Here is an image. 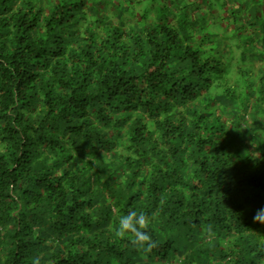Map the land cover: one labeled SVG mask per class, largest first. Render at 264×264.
Here are the masks:
<instances>
[{"label": "trees", "instance_id": "trees-1", "mask_svg": "<svg viewBox=\"0 0 264 264\" xmlns=\"http://www.w3.org/2000/svg\"><path fill=\"white\" fill-rule=\"evenodd\" d=\"M262 208L264 0H0V264H264Z\"/></svg>", "mask_w": 264, "mask_h": 264}, {"label": "clouds", "instance_id": "clouds-1", "mask_svg": "<svg viewBox=\"0 0 264 264\" xmlns=\"http://www.w3.org/2000/svg\"><path fill=\"white\" fill-rule=\"evenodd\" d=\"M253 219L264 223V208L259 209ZM149 223L150 219L145 213L131 211L119 218L118 235L125 237L126 234L131 233L133 237L131 242L135 246L150 251L155 246V241L147 231Z\"/></svg>", "mask_w": 264, "mask_h": 264}, {"label": "rangeland", "instance_id": "rangeland-1", "mask_svg": "<svg viewBox=\"0 0 264 264\" xmlns=\"http://www.w3.org/2000/svg\"><path fill=\"white\" fill-rule=\"evenodd\" d=\"M220 31L223 33V31L221 30V27H220ZM246 64L244 65V67L246 68V70L247 69H249V68H247V65L249 66V63L246 61L245 62ZM237 64L238 65H243L244 63H242V62H237ZM237 64H234L235 66H237L238 67V65ZM256 77V76H255ZM258 78V77H257ZM254 109V108H253Z\"/></svg>", "mask_w": 264, "mask_h": 264}]
</instances>
